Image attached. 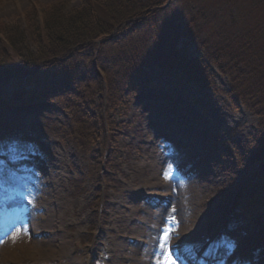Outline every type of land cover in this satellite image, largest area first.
<instances>
[{"label": "rangeland", "instance_id": "obj_1", "mask_svg": "<svg viewBox=\"0 0 264 264\" xmlns=\"http://www.w3.org/2000/svg\"><path fill=\"white\" fill-rule=\"evenodd\" d=\"M209 3L221 4L220 0ZM81 6L82 0H0V58L15 56L10 42L35 51L31 27L43 26L47 16L53 17L61 8ZM242 7L249 10L250 5ZM173 19L168 18V23L174 25ZM186 44L178 49L198 57L196 48ZM66 68L41 72L39 82L47 88L45 93L70 91ZM12 72L7 97L29 87L19 84L23 73ZM209 78L203 88L170 81L173 84L157 83L155 91L149 86L135 92L119 87L116 93L112 89L113 94L104 88L99 93L91 83V94L96 93L97 99L89 103L88 118L68 109L62 116L41 110L37 112L41 119L6 115L8 124L28 125L43 144L24 150L1 139L8 145L6 152L17 151L18 166L11 170L0 163V264H162L159 241L165 229L175 264H189L183 254L199 258L204 241L215 234L220 221L225 224L222 218L236 194L233 188L243 177L252 182L262 179L258 167L242 170L256 148L260 119L243 101L227 95L231 85L227 76L214 70ZM108 95L113 96L109 101ZM35 103L42 104L38 99ZM64 134L69 138L66 143ZM202 134L205 141L217 138L214 148L208 145L212 153L201 149ZM43 152L45 158L40 156ZM234 171L239 180H234ZM25 201L30 205L25 206ZM260 204L264 207V201ZM23 215L29 224L21 227L16 221ZM256 229H248L244 240L241 229L223 227L222 233L233 232L229 237L235 248L229 251L220 235L217 244L222 252L211 246L203 255L219 257V264H254L253 244L262 228Z\"/></svg>", "mask_w": 264, "mask_h": 264}, {"label": "trees", "instance_id": "obj_2", "mask_svg": "<svg viewBox=\"0 0 264 264\" xmlns=\"http://www.w3.org/2000/svg\"><path fill=\"white\" fill-rule=\"evenodd\" d=\"M209 1L82 0L79 8L67 11L61 8L53 17L48 15L43 26L35 24L29 29L33 34L31 42L35 51L8 43L15 56L0 58L3 60H0V102L17 107L22 103L23 106L35 105L38 99L41 103H52L57 108L73 110L88 118L89 103L97 99L96 93L91 94V83L99 93L104 83L110 94H113V88H116L115 93L118 92L119 87L122 90L134 89L135 92L138 87L134 85H140L135 82L137 79L141 84L147 82L148 69L156 70L158 80L164 77L178 79L179 76L186 78L179 71L181 67L198 76L206 71L199 69L198 65H217V70L230 79L234 88L229 97L243 101L248 110L260 119L254 143L256 148L253 155L250 154L249 164L264 162V60L252 61L258 48L255 41L264 42V30L261 28L255 32L248 28V24L257 23L264 17V0H220L219 6L225 9L227 16L217 14L218 6L211 5ZM244 5H250L249 10L243 8ZM168 18H174L170 21L174 25L168 23ZM185 20L188 22L185 28L193 30V36L198 38L196 41L209 44L200 49L217 50L214 51L217 52L216 57L209 59L205 56L209 64L178 49L182 39H189L183 30L182 22ZM101 39L106 41L99 46L97 41ZM152 53H155L154 58L149 57ZM180 63L184 66L178 67ZM64 65H67L65 72L70 80V91L61 90L65 93L63 95L59 92L56 95L45 93L47 88L39 82L41 72ZM14 69L23 73L20 85H33L38 92L43 86L42 92L29 96L23 88L20 92L25 93L27 99L4 98L3 92L12 83L10 77ZM88 76L92 79H87ZM36 78L38 80L33 83ZM112 97L108 95V101ZM73 98L78 101H73ZM110 134L114 135L113 130ZM261 168L264 169V164ZM235 176L234 180L238 178L237 174ZM242 192L239 211L242 214H261L264 184L248 183Z\"/></svg>", "mask_w": 264, "mask_h": 264}, {"label": "bare ground", "instance_id": "obj_3", "mask_svg": "<svg viewBox=\"0 0 264 264\" xmlns=\"http://www.w3.org/2000/svg\"><path fill=\"white\" fill-rule=\"evenodd\" d=\"M216 13L217 14H221V15H224V16H227L228 14H226L225 13V9L222 7V6H218V8L216 9ZM226 14V15H225ZM183 17H185V18H187L186 17V15H184L183 14ZM183 17H181L182 19H185V18H183ZM223 16H221L220 18H222ZM259 16H256L255 18H258ZM238 18L239 19H241L242 18V16H238ZM182 23H184V28H183V30L186 32V33H188V37H189V39H182L181 41H180V43H187L185 46L187 47V48H189V46L191 47V46H194L195 48H196V51H195V53H197V54H199L200 55V58L205 62V63H208L209 64V59H211L212 58V56L213 57H216L217 56V52H214V51H217V50H215V49H211V50H206V49H200V48H203V47H206V46H209V44L208 43H201V42H198V41H196L198 38L197 37H195V36H193L194 34H193V30L191 31V30H187L186 28H185V25H188L187 23V21L185 20L184 22H182ZM249 26H248V28H250V29H252V30H254L255 32L258 30V29H261V28H263L262 30H264V17L263 18H261V19H259L258 20V22L257 23H252V24H248ZM192 33V34H191ZM213 34V33H212ZM208 36H210L209 34H208ZM255 42H257L256 44H257V46H258V48H257V51H256V55H254L252 58V61L253 62H256L257 60L258 61H261V60H264V42H260V41H255ZM251 44V43H250ZM211 51H213V52H211ZM260 54H262L260 57H257L258 55H260ZM205 56H208V58L209 59H207V58H205ZM218 64V63H217ZM181 66H184L182 63H180L179 65H178V67H181ZM218 66H219V64H218ZM198 68L199 69H205L206 71H204V73H201V74H199L198 76H195V75H192L191 74V71L188 69V68H186V67H181V68H179V71L180 72H182L183 73V75H185L184 77H186L185 79H186V81H187V83H190V84H192L193 86H197V87H201V88H203V87H206L207 86V84H209L210 83V79L208 78L209 77V75L214 71V70H217L218 69V67H217V65H213L212 67H210V66H206V65H204V66H201V65H198ZM189 75V76H188ZM234 92V88H233V86L232 85H230V87H229V90H228V92H227V95H232V93ZM164 141V140H163ZM58 155H60V152H59V154ZM183 162H184V160H183ZM185 164V163H184ZM156 174H158V172H156ZM157 180L159 179V178H156ZM152 215V214H151ZM151 215H149V218H150V221H151Z\"/></svg>", "mask_w": 264, "mask_h": 264}, {"label": "snow or ice", "instance_id": "obj_4", "mask_svg": "<svg viewBox=\"0 0 264 264\" xmlns=\"http://www.w3.org/2000/svg\"><path fill=\"white\" fill-rule=\"evenodd\" d=\"M167 178V173L165 174ZM14 239L16 238L15 236L13 237ZM170 237L168 234V230L165 229L164 235L162 236L161 240L159 241L160 247L163 252V259H162V264H175V261L173 260L172 254L170 249L167 247L168 241ZM235 248V244H230L228 246L229 251Z\"/></svg>", "mask_w": 264, "mask_h": 264}]
</instances>
